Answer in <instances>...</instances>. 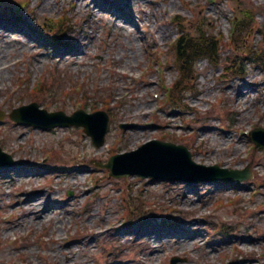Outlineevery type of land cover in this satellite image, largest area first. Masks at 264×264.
Instances as JSON below:
<instances>
[{"label": "rangeland", "instance_id": "rangeland-1", "mask_svg": "<svg viewBox=\"0 0 264 264\" xmlns=\"http://www.w3.org/2000/svg\"><path fill=\"white\" fill-rule=\"evenodd\" d=\"M43 1L0 0V18L21 24L12 36L16 49L0 50V69L11 66L0 81V145L18 163L0 173V264H172L174 257L175 264H264V150L254 149L248 134L264 128V0H97L108 13L116 4L130 37L110 15L95 16L92 5L52 0L43 11ZM16 3L23 5L17 16L9 7ZM61 18L70 26L59 44L48 35ZM243 19L246 29L233 32V21ZM181 25L219 40L217 65L200 58L184 68L174 60ZM236 54L235 66L244 69L223 76ZM179 67L184 79L170 100ZM34 101L67 114L107 111L105 144L96 146L82 126L35 128L10 117ZM152 139L186 145L198 163L249 165L252 176L186 183L110 177L97 165ZM27 198L39 206H28ZM130 201L176 222L143 234L140 225L122 227ZM224 223L231 235L208 231Z\"/></svg>", "mask_w": 264, "mask_h": 264}, {"label": "water", "instance_id": "water-1", "mask_svg": "<svg viewBox=\"0 0 264 264\" xmlns=\"http://www.w3.org/2000/svg\"><path fill=\"white\" fill-rule=\"evenodd\" d=\"M11 117L18 122L42 127L57 125H83L86 132L91 135L100 146L104 143V136L108 127V115L104 111L88 114L79 110L72 115L63 111L47 112L39 110L38 103H31L15 109ZM252 136L260 149H264V128H258ZM12 163L11 157L1 151L0 166ZM111 170V175L128 176L140 175L164 179H178L187 182L197 181H237L248 179L249 170H228L219 166H207L193 160L191 152L185 145L150 141L138 149L117 154L105 164ZM179 258L173 259V263Z\"/></svg>", "mask_w": 264, "mask_h": 264}, {"label": "bare ground", "instance_id": "bare-ground-1", "mask_svg": "<svg viewBox=\"0 0 264 264\" xmlns=\"http://www.w3.org/2000/svg\"><path fill=\"white\" fill-rule=\"evenodd\" d=\"M63 1H65V0H63ZM51 2H52V0H44L41 4H40V8H41V10H43V11H47V10H50V9H52V8H50V4H51ZM55 3H56V1H54ZM74 6L75 7H83L84 5L86 6V5H92V8H93V10H94V14H95V16L96 15H98V14H101V13H104V14H108V15H110L109 16V19H110V21H112V23H114V28H119L122 32L123 31H125L126 33H127V35H128V37H130V34H131V26L128 24V22L127 21H125L120 15L119 16H117L118 14H119V10L118 9H116V4H114V3H112L111 2V5L112 6H115V8L112 10V13H108V10H107V8L108 7H104L103 5H102V3L101 2H99V1H97V0H74ZM32 7H33V9H34V5H32ZM111 12V11H110ZM118 18V19H117ZM119 18L122 20H124V22H122V21H120L119 20ZM11 19H13V18H11ZM15 20V19H14ZM17 21V20H16ZM15 21V23L16 24H14V23H11V22H7V21H5V20H3V19H1L0 18V38H4V44H3V46L1 45L0 46V50H1V55L4 53V52H11V51H13V50H15L16 49V47H17V45L19 44L18 42H17V40L15 41V38H13L12 36H14L15 34L13 33V32H15V31H17L16 29H20L21 28V24H19L18 22H16ZM18 23V24H17ZM15 28V30H13ZM163 31V30H162ZM181 32H182V35H185L186 34V31H185V29H184V26H182V28H181V30H180ZM11 32V33H10ZM9 33V34H8ZM8 34V35H7ZM189 34V33H188ZM25 42L27 43V40H25ZM25 48V47H24ZM65 48H68V47H65ZM23 49V48H22ZM61 54V53H60ZM132 55L134 56V57H137V53H136V51H132ZM14 59H17V57L16 58H14ZM13 60V59H12ZM219 62V61H218ZM16 63V62H15ZM132 62H131V59H129V61L127 62V64L129 65V64H131ZM9 68H11V66H10V61H8L7 63H3V66H2V69H0V81L1 80H5L6 79V77H8V76H6L5 77V75H4V72L5 71H7ZM151 108H152V106H151ZM147 110V109H146ZM149 113H150V111H149ZM3 170L2 169H0V173L2 172ZM28 202H27V204H28V206H31L32 204H38V206H39V204H40V202H39V199H36V198H27L26 199ZM49 206V205H48ZM47 206V207H48ZM55 208V206H51V208ZM45 209H46V206H44L43 208H41V209H38V210H32V211H30V212H34V213H38V212H43V211H45ZM158 225H156V226H153V227H148V228H145V229H139V232H141V234H143V233H145V232H148V231H146V230H148L149 228L150 229H152V228H154L155 230H157L158 229ZM180 243H183V244H185V240H182ZM157 245V244H156ZM248 259V258H247Z\"/></svg>", "mask_w": 264, "mask_h": 264}, {"label": "trees", "instance_id": "trees-1", "mask_svg": "<svg viewBox=\"0 0 264 264\" xmlns=\"http://www.w3.org/2000/svg\"><path fill=\"white\" fill-rule=\"evenodd\" d=\"M244 24V19L237 20L235 22L236 29L238 30L241 27L246 29ZM199 36L200 37L186 33L178 40V58L179 62H183L184 68L190 66L188 62L195 63V61L200 58H207L213 60V62H218L220 60L219 52L217 51V48L220 45L219 40L214 39L213 37L212 39H206L204 31H201ZM262 59L264 60V54Z\"/></svg>", "mask_w": 264, "mask_h": 264}]
</instances>
